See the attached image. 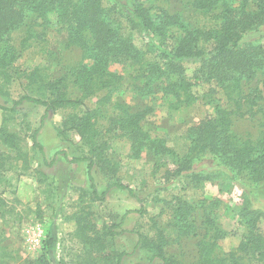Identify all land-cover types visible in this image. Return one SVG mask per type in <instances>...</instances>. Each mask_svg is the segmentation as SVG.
<instances>
[{
	"label": "rangeland",
	"instance_id": "rangeland-1",
	"mask_svg": "<svg viewBox=\"0 0 264 264\" xmlns=\"http://www.w3.org/2000/svg\"><path fill=\"white\" fill-rule=\"evenodd\" d=\"M130 1L139 2L155 14L159 10L166 11L178 17L188 29H199L208 24L207 16L192 8L186 0ZM115 2L102 0V5L120 35L145 53L150 63L166 71L163 61L150 47L148 36L115 8ZM232 2L237 4L239 0ZM261 36L259 39V35H250L247 40L258 39L264 47V31ZM11 37L20 56L15 63L16 70L0 69L2 107L11 108L24 96L46 97L40 84L23 77L24 73L33 71L40 77V82L64 78L68 97L81 102L77 106L56 108L45 117L44 107L30 102H23L12 112L0 110V129L16 134L21 150L19 157L0 139V264H33L42 255L49 264H78L84 256V247L75 235L74 215L82 209L92 212L90 220L99 232L121 223L116 231L122 233L106 240L104 252L126 253L122 264H147L152 255L151 247L133 253L136 234L142 235L145 243H149L157 233L167 241L164 247L166 255L177 264H198V242L208 238L202 224L204 211L210 213L214 226L227 235L217 242L215 255L228 258L234 254L235 264H264L238 251L244 232L241 211L245 207L264 209V184L257 190H247L208 160L197 161L190 171L181 175L168 176L165 172L174 169L173 165L154 168V161L145 154L133 158L127 142L107 131L110 117H118L123 111H147L141 122L142 129L152 138L163 139L168 148L183 155L187 149L188 129L212 114V107L207 102L209 97L227 109L232 107L220 90L216 89L212 94L210 85L200 86L196 88L197 95L200 97L205 93L207 99H199L190 107L174 110V100L160 90L175 79L174 74L154 80L144 90V82L134 79L135 66L111 63L109 69L121 77L120 83L110 90L97 91L80 99L69 73L80 62L81 51L67 45L66 34L56 25L54 17L50 16L48 22L37 21L29 27H22ZM24 39L27 43H23L21 48ZM182 66L186 78H191L198 68V64L192 62ZM251 87L244 91L249 93L253 89ZM259 106L264 107V103L258 101L257 106H250L251 111L244 117L232 116L237 139L255 140L264 136V109H259ZM95 109L101 115L96 122L98 142L104 144L105 156L116 165L115 181L128 186L136 199L126 190L111 189L103 202H92L87 162L69 163L73 158L91 156L86 145L71 129L70 118ZM248 109L243 107L242 112ZM37 129L36 138L43 148L45 160L32 147L31 137ZM61 153H65L67 158ZM91 176L98 193L104 191L108 179L99 168L92 169ZM164 201L171 205L182 201L193 207L183 230L173 218L174 209L166 207ZM141 208L143 211L139 214L137 211ZM261 229L264 233V223ZM49 238L54 243L44 249L43 243Z\"/></svg>",
	"mask_w": 264,
	"mask_h": 264
},
{
	"label": "trees",
	"instance_id": "trees-1",
	"mask_svg": "<svg viewBox=\"0 0 264 264\" xmlns=\"http://www.w3.org/2000/svg\"><path fill=\"white\" fill-rule=\"evenodd\" d=\"M115 1V8L148 36L150 47L159 60L163 61L166 71L150 63L145 53L135 48L131 40L120 35L108 11L103 7L102 0H0V69L16 70L15 63L20 51L13 45L12 33L37 21L48 22L52 16L56 25L65 32L67 45L81 51L80 62L69 73L72 85L81 95L80 99L92 96L97 91L110 90L120 83L121 77L109 69L111 63H129L135 66L134 79L144 82V90L154 80L174 74L175 79L160 89L165 96L174 100V110L190 107L199 99H207L205 93L199 97L196 88L210 85V92L214 94L216 89L220 90L232 103V107L227 109L216 103L212 96L209 97L207 102L212 107V114L188 129L187 149L183 155L168 148L163 139L152 138L142 129L141 122L147 111H123L118 117H110L107 131L127 142L133 158L145 154L154 161V168L165 164L173 165L174 169L165 172L168 176L181 175L190 171L197 161L208 160L247 190H257L259 185L264 184V136L255 140L237 139L233 131L232 116L244 117L251 111L250 106H257L258 101L264 103V47L258 39L247 40L250 35H259V39L262 37L264 0H239L237 4H233L232 0H186L192 8L208 18V24L199 29H188L178 17L163 10L155 14L139 2ZM25 42L27 43V39L23 40L21 48ZM186 62L198 64L191 78L184 76L182 64ZM23 77L40 84L46 97L39 99L24 96L11 108L0 105V110L12 112L23 102H30L44 107L45 117L56 108L77 106L81 102L68 97L64 78L40 82V77L34 71L24 73ZM251 86L253 89L246 93L245 88L250 89ZM243 107L249 109L242 112ZM261 108L264 109L259 106ZM100 116L95 109L70 118L71 129L86 145L91 156L73 158L69 163L87 162L92 202H103L111 189L126 190L129 196L136 199L128 186L115 181L116 165L105 156L104 144L98 142L96 122ZM38 132L39 129L31 137L32 147L45 160L43 148L36 138ZM0 139L21 156L16 134L0 129ZM61 154L67 158L65 153ZM95 167L108 179V185L101 193H98L91 176ZM164 204L174 209L173 218L183 230L193 207L182 201L172 205L169 201H164ZM142 211L141 208L137 212L141 214ZM241 212L244 232L238 251L264 263V233L261 229L264 209L245 207ZM91 215L92 212L84 209L74 215L77 227L75 235L84 247V256L78 260V264H122L126 253L104 252L106 240L122 233L116 231L121 223L99 232L90 220ZM203 217L202 224L205 225L208 238L198 242V264H235L234 254L228 258H219L214 254L217 242L227 235L214 226L208 211L203 212ZM136 237L133 253L135 250L151 247L149 249L152 255L147 264H177L166 255L164 247L167 241L161 233H157L149 243H145L140 234H136ZM53 243L54 240L46 239L44 249ZM32 263L49 264L44 255Z\"/></svg>",
	"mask_w": 264,
	"mask_h": 264
}]
</instances>
